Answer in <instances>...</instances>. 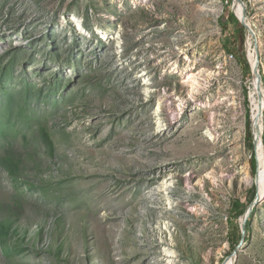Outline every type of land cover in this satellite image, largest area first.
<instances>
[{
  "label": "rangeland",
  "instance_id": "1",
  "mask_svg": "<svg viewBox=\"0 0 264 264\" xmlns=\"http://www.w3.org/2000/svg\"><path fill=\"white\" fill-rule=\"evenodd\" d=\"M241 1L0 0V264H264Z\"/></svg>",
  "mask_w": 264,
  "mask_h": 264
},
{
  "label": "bare ground",
  "instance_id": "2",
  "mask_svg": "<svg viewBox=\"0 0 264 264\" xmlns=\"http://www.w3.org/2000/svg\"><path fill=\"white\" fill-rule=\"evenodd\" d=\"M238 17H239V15H238ZM240 18V17H239ZM251 64H252V69H253V72H254V76H255V78H256V80H257V75H256V71L258 70L257 68H256V59H255V55H253L252 56V60H251ZM257 84H258V81H257ZM261 85V84H260ZM262 88V87H261ZM262 103H263V100H262V102L259 100V102H258V104H257V120H256V122H255V124H256V129H257V131H258V135H257V140H258V142H256L257 143V147L261 150V153H262V167H263V164H264V162H263V148H262V141H261V132H262V128H261V117H262V115H260L262 112H261V107H262ZM261 112V113H260ZM259 124H260V126H259ZM201 125V124H200ZM200 127H202V126H200ZM112 128V127H111ZM238 128V124H236L235 125V129H237ZM117 130V129H116ZM91 131V130H90ZM110 131H112V130H110ZM93 132V131H92ZM94 133V132H93ZM120 134V133H119ZM237 134H239L238 132H237ZM189 135V134H188ZM196 135V134H195ZM92 136V135H91ZM171 136V135H170ZM182 136V135H181ZM187 136V135H186ZM98 137H100L99 135H98ZM115 137V136H114ZM136 136H134V138H135ZM116 138V137H115ZM128 138V137H127ZM114 139V138H113ZM158 139V138H157ZM195 139V138H194ZM204 139V138H203ZM98 140V139H97ZM130 140V139H129ZM192 140V139H191ZM111 141V140H110ZM134 141V140H133ZM100 142V141H99ZM167 142V141H166ZM184 142H186V141H184ZM171 143H172V141H171ZM99 144V143H98ZM182 144H184V143H182ZM181 144V145H182ZM84 145V144H83ZM82 145V146H83ZM172 145V144H171ZM175 145V144H174ZM187 145V144H186ZM167 146V145H166ZM161 147V146H160ZM159 147V148H160ZM77 148V147H76ZM100 148V147H99ZM156 148V147H155ZM165 148V147H164ZM167 148V147H166ZM106 149V148H105ZM83 150V149H82ZM161 150H163V148H161ZM166 150V149H165ZM168 150V149H167ZM103 151V150H102ZM106 151H107V149H106ZM81 152V151H80ZM83 152V151H82ZM110 152V151H109ZM170 152H172V151H170ZM168 153H169V151H168ZM206 154H208V153H206ZM170 155V154H169ZM166 156V155H165ZM165 159V158H164ZM177 160V159H176ZM161 161H164V160H161ZM160 161V162H161ZM162 163V162H161ZM164 163V162H163ZM165 165V164H164ZM160 167V166H159ZM165 168V167H164ZM172 168V167H171ZM85 172V171H84ZM155 172V171H154ZM160 172V171H159ZM166 172V171H165ZM101 174V173H100ZM90 175V174H89ZM262 175H263V171L259 174V179H261V177H262ZM84 176V175H83ZM137 179V178H136ZM96 180H98V179H96ZM100 180V179H99ZM88 181H89V179H88ZM112 182V181H111ZM109 183V182H108ZM109 185V184H108ZM122 185V184H121ZM147 185V184H146ZM101 187H102V185H100ZM111 186V185H110ZM105 188V187H104ZM120 188V187H119ZM118 188V189H119ZM124 189V188H123ZM101 191H102V189H100ZM113 190V189H112ZM126 190V189H125ZM169 190V189H168ZM105 191H107V190H105ZM161 192V191H160ZM168 192V191H167ZM102 193V192H101ZM134 193V192H133ZM136 194V193H135ZM160 194V193H159ZM130 195V194H129ZM132 195V194H131ZM130 195V196H131ZM141 195V194H140ZM139 195V196H140ZM134 196V195H133ZM123 197H125V196H123ZM137 197V196H136ZM103 199V198H102ZM129 199V198H128ZM148 199V198H147ZM105 200V199H104ZM107 201V200H106ZM125 203V202H124ZM132 203V202H131ZM155 203V202H154Z\"/></svg>",
  "mask_w": 264,
  "mask_h": 264
},
{
  "label": "trees",
  "instance_id": "3",
  "mask_svg": "<svg viewBox=\"0 0 264 264\" xmlns=\"http://www.w3.org/2000/svg\"><path fill=\"white\" fill-rule=\"evenodd\" d=\"M236 14H237V10H236ZM230 16L232 17L234 25L238 29L242 28V25L238 21L236 15L234 13H231ZM246 65L248 66V63H246ZM261 75H262V73H261ZM262 79H264L263 75H262ZM263 108H264V103L262 104L261 111H263ZM246 125H247V128H246V139L248 140V145L252 149V153H253V155H252V159H253L252 160V162H253L252 163V167L255 168L256 161H255V157H254V147H253L254 146V130L250 126V115L247 116ZM263 144H264V140H263ZM252 194H255V187L253 188V193ZM240 241H241V237H238V236H233L232 237L231 242H230V245L232 247V251L236 249V247L239 245Z\"/></svg>",
  "mask_w": 264,
  "mask_h": 264
},
{
  "label": "water",
  "instance_id": "4",
  "mask_svg": "<svg viewBox=\"0 0 264 264\" xmlns=\"http://www.w3.org/2000/svg\"><path fill=\"white\" fill-rule=\"evenodd\" d=\"M237 1H238L242 6H244L241 0H237ZM236 16H237V14H236ZM237 18L239 19L240 23H242V24L248 29V31L251 32V33L253 34L252 29H251V28L247 25V23L245 22V11L243 12V16H242V18H239L238 16H237ZM257 67H258V60H257L256 68H257ZM256 75H257V81H258L259 99H260V101L262 102V100H263V99H262L263 92H262L261 85H260L261 82H262V75L260 74L259 70L256 71ZM261 112H262V111H261ZM261 112H260V113H261ZM261 114H262V113H261ZM261 114H260V115H261ZM253 122H255L254 118H253ZM254 125H255V123H254ZM254 137H255V140H254V147H255V149H256V147H257V143H256L257 136H255V134H254ZM251 212H252V209H250V210L248 211L247 215L244 217V220H243V223H242V239H241V242L239 243V245L237 246V249H235V250L233 251L231 257L234 256V255H236V253H237V251H238V248H240V245H241L242 241H244L246 220H247V218H248V215H249Z\"/></svg>",
  "mask_w": 264,
  "mask_h": 264
}]
</instances>
